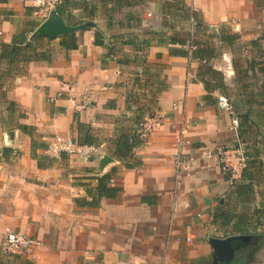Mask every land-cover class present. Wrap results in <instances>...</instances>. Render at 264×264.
<instances>
[{
  "label": "crops",
  "instance_id": "1",
  "mask_svg": "<svg viewBox=\"0 0 264 264\" xmlns=\"http://www.w3.org/2000/svg\"><path fill=\"white\" fill-rule=\"evenodd\" d=\"M164 2L69 0L67 19L93 23L72 32L75 49L60 45L64 35L44 37L46 59L10 73L1 64L0 264H212L209 240L237 235L249 236L234 252L243 260L237 264H264V0H184L217 34L233 36L213 42L209 64L218 75L157 41L154 32L172 30ZM48 13L32 0H0V42ZM185 25L176 21L173 29ZM95 31L104 35L101 44ZM143 40L150 44L141 53L135 49ZM62 82L71 88L57 95ZM218 94L231 110L218 107ZM152 113L161 124L127 159L114 156L117 135ZM180 132L196 157L188 173L173 161ZM55 136L90 140L101 155L51 154ZM238 141L250 158L230 184L201 154ZM103 156L110 160L101 165ZM104 175L116 192L98 199ZM8 230L40 243L5 252Z\"/></svg>",
  "mask_w": 264,
  "mask_h": 264
},
{
  "label": "trees",
  "instance_id": "2",
  "mask_svg": "<svg viewBox=\"0 0 264 264\" xmlns=\"http://www.w3.org/2000/svg\"><path fill=\"white\" fill-rule=\"evenodd\" d=\"M164 4L165 12L171 16V21L169 22L168 27L172 28V30L171 33L166 36L163 32H154V35L159 38L157 41L169 45L170 53H179L193 59L204 61L203 66L206 71L211 75H218V72L209 64V61L217 55L216 46H214L213 42H215V40L231 42L233 36L229 37L220 35L219 33L217 34L213 27L208 26L203 21L199 12L188 6L184 0H165ZM69 6H71L69 0H63L61 3L56 4L54 9L67 24L76 25L79 22H71L66 18V16L69 18ZM190 19H192L194 23L193 33L190 32L187 26H182L176 30L173 29L176 21L186 24ZM35 27V25H26L19 32L13 34L10 42H0V66H2L1 64H6L4 72L10 73L12 70L14 72L17 70V67L20 66V63H25L32 59H46L45 50L40 49L45 38L32 35ZM103 40V33L95 31L94 42L96 44H101ZM149 44V40H143L142 45L135 50L142 53ZM60 45L66 50L75 49L77 47L75 33L62 36L60 39ZM218 89L221 90V87L218 86ZM140 116L141 115L136 117L135 126L133 128L120 132L113 143L109 146L112 150V154L117 158L127 159L132 153V150L141 143L142 138H140L136 132V124L142 118ZM236 116L238 117V115ZM77 125L78 128L84 126L79 122H77ZM23 128L25 129L26 127L23 126ZM76 141L85 144H95L90 140L81 141L78 139ZM127 166L129 167L128 164ZM106 177L107 176L104 175L99 180L97 187V193L99 194L98 199L102 195H115V188L105 186L104 183H102ZM98 199L94 201L95 204H98ZM241 259V257L236 256L233 259V263L237 264L240 261L243 262Z\"/></svg>",
  "mask_w": 264,
  "mask_h": 264
},
{
  "label": "built area",
  "instance_id": "3",
  "mask_svg": "<svg viewBox=\"0 0 264 264\" xmlns=\"http://www.w3.org/2000/svg\"><path fill=\"white\" fill-rule=\"evenodd\" d=\"M63 0H32L33 4L47 12L54 8L56 4ZM191 32L193 21L190 19ZM217 29V28H215ZM70 85L67 82H62L60 95L62 91L70 90ZM217 105L219 108L226 111L230 110L228 98L224 94L216 96ZM87 102H82L77 106L78 109L86 107ZM161 124V115L152 113L143 116L136 124V132L140 138H144L153 128ZM230 124L233 129L239 127V118L234 115L230 119ZM191 141L180 132L176 152L174 153V166L178 172H190L196 162V157L192 152L185 151V147L190 145ZM47 151L51 154H67L77 156L84 160H89L101 154V147L97 144L79 143L75 139L56 136L48 145ZM202 158L213 159L216 161L221 172L227 177L230 184H235L242 178L243 172L250 158L247 146L243 141H238L235 145L224 147H213L202 152ZM40 241L30 235L8 230L2 244V250L5 252H15L28 250L37 246ZM163 264V263H159Z\"/></svg>",
  "mask_w": 264,
  "mask_h": 264
},
{
  "label": "water",
  "instance_id": "4",
  "mask_svg": "<svg viewBox=\"0 0 264 264\" xmlns=\"http://www.w3.org/2000/svg\"><path fill=\"white\" fill-rule=\"evenodd\" d=\"M93 26L92 22L79 23L77 25H69L65 23L57 14L55 9H51L47 18L41 22L32 32L33 36H42L47 38H55L62 35H68L74 31L85 29ZM101 155V154H100ZM108 156L100 158V164L109 161ZM249 239L248 235L228 236L226 238L213 237L209 240L212 248V264H227L234 256V252L243 242Z\"/></svg>",
  "mask_w": 264,
  "mask_h": 264
},
{
  "label": "rangeland",
  "instance_id": "5",
  "mask_svg": "<svg viewBox=\"0 0 264 264\" xmlns=\"http://www.w3.org/2000/svg\"><path fill=\"white\" fill-rule=\"evenodd\" d=\"M47 12V11H46ZM193 21V20H192ZM31 25H33V24H31ZM185 26H187V28L190 30V32H191V24H190V21H188V23H186V25ZM193 30H194V23L192 24V32L191 33H193ZM237 50H239V47L237 48ZM236 58H238V56L236 57ZM56 137V136H55Z\"/></svg>",
  "mask_w": 264,
  "mask_h": 264
}]
</instances>
